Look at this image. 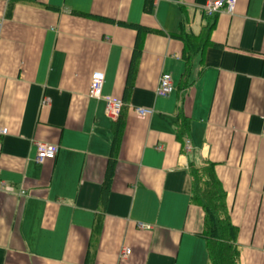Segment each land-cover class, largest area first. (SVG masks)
Segmentation results:
<instances>
[{"label":"crops","instance_id":"crops-1","mask_svg":"<svg viewBox=\"0 0 264 264\" xmlns=\"http://www.w3.org/2000/svg\"><path fill=\"white\" fill-rule=\"evenodd\" d=\"M207 1L154 0L144 13L145 0H0V180L12 187L0 191V264H209L189 173L206 163L239 264H264V0L212 18ZM206 24L210 42L182 77L176 36ZM137 25L153 32L134 60ZM95 70L102 96L124 102L116 122L89 96ZM163 73L168 96L156 94ZM38 142L56 157L38 162Z\"/></svg>","mask_w":264,"mask_h":264},{"label":"trees","instance_id":"trees-1","mask_svg":"<svg viewBox=\"0 0 264 264\" xmlns=\"http://www.w3.org/2000/svg\"><path fill=\"white\" fill-rule=\"evenodd\" d=\"M154 0H145L143 12L150 13ZM214 24H206L201 33L193 34L180 30L177 38L183 44L182 59L184 70L182 77L188 74L193 55L203 49L210 42V32ZM138 38L134 50V60L139 57L141 37L139 34L153 32V30L135 26ZM123 111V108H122ZM122 116V112L121 115ZM111 143V157L115 158L120 143L123 124H118ZM188 123L181 122L177 135L184 137L188 132ZM191 199L204 213V227L202 236L206 240L209 264H239V250L236 244L238 229L230 220L226 192L216 177L212 163L201 167L190 166Z\"/></svg>","mask_w":264,"mask_h":264},{"label":"built area","instance_id":"built-area-1","mask_svg":"<svg viewBox=\"0 0 264 264\" xmlns=\"http://www.w3.org/2000/svg\"><path fill=\"white\" fill-rule=\"evenodd\" d=\"M236 0H208L201 7V11L203 16L206 18H212L222 12L226 14H232L234 12ZM3 25V19L0 18V33ZM105 82V76L102 70H95L90 75L89 80V96L103 100L105 114L111 122H116L122 112V108L124 107V102L120 98L115 97H103L102 90ZM174 90V85L172 82L171 75L169 73L161 74L158 80V86L156 90V94L158 96H168ZM48 100H43L42 104H47ZM134 112L140 116H149L152 112V108L136 106L133 108ZM8 134V130L5 127L0 126V142L3 137ZM59 151V147L56 144L50 143H37L36 150V160L38 162H43L47 159H54ZM12 187L10 185L5 184L0 180V191H11ZM20 194H24V191H20ZM139 228H150V226L139 223ZM130 253L129 248H124L121 256L125 257Z\"/></svg>","mask_w":264,"mask_h":264}]
</instances>
